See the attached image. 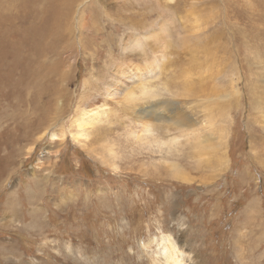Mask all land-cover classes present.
<instances>
[{
	"label": "rangeland",
	"instance_id": "1",
	"mask_svg": "<svg viewBox=\"0 0 264 264\" xmlns=\"http://www.w3.org/2000/svg\"><path fill=\"white\" fill-rule=\"evenodd\" d=\"M169 245L264 264V0H0V264Z\"/></svg>",
	"mask_w": 264,
	"mask_h": 264
},
{
	"label": "bare ground",
	"instance_id": "2",
	"mask_svg": "<svg viewBox=\"0 0 264 264\" xmlns=\"http://www.w3.org/2000/svg\"><path fill=\"white\" fill-rule=\"evenodd\" d=\"M75 31V30H74ZM164 33V32H163ZM162 34V33H161ZM156 38V37H155ZM149 70H151V68L149 69ZM137 71V70H136ZM139 72V71H138ZM137 72V73H138ZM119 73V72H118ZM121 75H125V72H122L121 73ZM118 80V79H117ZM116 79L114 80V83L115 84H118L116 81H117ZM145 84V83H144ZM112 85H110L109 87H107L108 88V90H110V87H111ZM164 86V85H163ZM143 86H141L140 87V92H141V94L142 95H144V93L146 94L147 92H146V89H148V88H145L146 86H144V88H142ZM112 88V87H111ZM135 91V90H134ZM161 93H163V92H161ZM140 94V95H141ZM154 94V93H153ZM129 95H130V97H129V99H128V102H129V109H133L132 110V112H133V114L136 116V117H139L140 119H144V118H152V119H156L157 121H159V119L161 118V117H165L163 114H164V111L166 110L167 111V105H170L171 106V108L172 107H178L179 105L181 106V105H183V104H185V102L184 103H182V101L181 102H176V101H172V102H169V101H167V102H162V101H156L155 103H153V104H149V105H146L145 107H140V108H138V110H137V107H134V105H133V107H132V104H134V102H135V100H133V97H134V95L133 94H131V91L129 92ZM141 97V96H140ZM150 97V96H149ZM142 99H144L145 100V98L144 97H141ZM230 99V98H229ZM187 100V99H186ZM137 102V101H136ZM142 104H143V102H142ZM145 104V103H144ZM179 106V107H180ZM174 111V110H173ZM179 114V109H178V112H176V114H174L173 115V117H170V118H168L169 120H174V121H176V122H178L179 121V116H177ZM86 115V114H85ZM171 115H172V112H171ZM88 119V118H87ZM86 119V120H87ZM168 120V121H169ZM87 121H83V123L80 121V124H84V123H86ZM92 122V121H91ZM147 122V121H146ZM145 122V123H146ZM148 123V122H147ZM174 123V122H173ZM87 125L89 124V123H86ZM94 124V123H93ZM92 124V125H93ZM96 125V124H95ZM149 126V125H148ZM185 126H191V124H187V125H185ZM95 127V126H94ZM142 127L144 128V127H146V126H143L142 125ZM78 128L79 129H81V125H79L78 126ZM143 128H142V131H141V133H144L145 132V129L143 130ZM78 129V131H80ZM150 129V128H149ZM184 129V128H183ZM146 130H148V129H146ZM77 133V132H76ZM79 133V132H78ZM78 133H77V135H78ZM83 133V132H82ZM150 133V132H149ZM80 134V133H79ZM86 134H84V136H85ZM145 135V134H144ZM159 136V135H158ZM52 138V140L55 138V135L54 136H52L51 137ZM72 139H73V141L75 142V143H77V144H81L82 142H84V141H86V138H87V136H86V138L84 137L83 138V135L82 134H80V135H78V136H72L71 137ZM87 139H89V138H87ZM137 141V140H136ZM165 141V140H164ZM140 142V141H139ZM157 142V141H156ZM171 142V141H170ZM211 141H210V139H209V137H205L204 138V143L206 144H209ZM144 143V142H143ZM153 143V142H152ZM165 143V142H164ZM166 144H168V142L166 143ZM169 144H171V143H169ZM206 144V145H207ZM104 146V145H103ZM110 146V145H109ZM108 146V147H109ZM151 146V145H150ZM161 146V145H160ZM105 147V146H104ZM103 147V148H104ZM107 147V146H106ZM105 147V148H106ZM146 147V146H145ZM211 147V146H210ZM104 148V149H105ZM179 149V148H178ZM88 150V149H87ZM104 151V150H103ZM89 152H91V150L89 151ZM88 152V153H89ZM105 152H108L107 150L105 151ZM105 152H103V153H105ZM109 153H111V152H108V154L107 155H109ZM90 154H93V153H90ZM107 155H105V156H107ZM96 156V155H95ZM113 156V155H112ZM99 157V156H98ZM100 158V157H99ZM97 159V158H96ZM101 159V158H100ZM110 162V161H109ZM101 163H106L104 160H102L101 159ZM115 166V165H114ZM173 171V170H172ZM180 171V170H179ZM179 171H177L178 173H180ZM174 172V171H173ZM177 174V173H176ZM176 175H175V172H174V177H175ZM176 178L177 179H181L182 181H184V182H186L187 181V176L186 175H184V174H178L177 176H176ZM175 178V179H176ZM175 245H173V246H171V245H169V246H164L163 248H162V257H163V264H185V261H184V257L182 256V253L180 252V250H179V248H177V247H174Z\"/></svg>",
	"mask_w": 264,
	"mask_h": 264
}]
</instances>
